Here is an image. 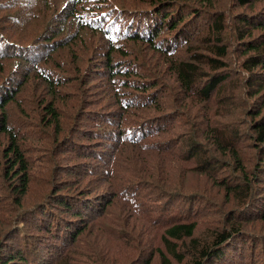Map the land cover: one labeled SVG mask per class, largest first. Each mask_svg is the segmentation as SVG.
Returning <instances> with one entry per match:
<instances>
[{"label":"trees","instance_id":"16d2710c","mask_svg":"<svg viewBox=\"0 0 264 264\" xmlns=\"http://www.w3.org/2000/svg\"><path fill=\"white\" fill-rule=\"evenodd\" d=\"M245 260L264 0H0V264Z\"/></svg>","mask_w":264,"mask_h":264},{"label":"rangeland","instance_id":"374dc122","mask_svg":"<svg viewBox=\"0 0 264 264\" xmlns=\"http://www.w3.org/2000/svg\"><path fill=\"white\" fill-rule=\"evenodd\" d=\"M77 106H80V104H77ZM82 109V108H81ZM240 251H238V250H235V253H239ZM232 254H234V250H233V252H232ZM227 264H229V263H227ZM244 264H248V261L247 260H245V263Z\"/></svg>","mask_w":264,"mask_h":264}]
</instances>
